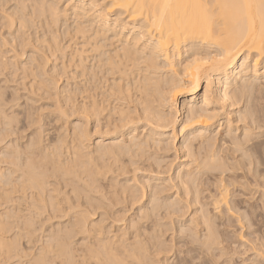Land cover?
Here are the masks:
<instances>
[{
  "label": "bare ground",
  "instance_id": "obj_1",
  "mask_svg": "<svg viewBox=\"0 0 264 264\" xmlns=\"http://www.w3.org/2000/svg\"><path fill=\"white\" fill-rule=\"evenodd\" d=\"M0 75V143L30 128L0 147V264H172L161 214L202 254L264 227V0H0Z\"/></svg>",
  "mask_w": 264,
  "mask_h": 264
},
{
  "label": "rangeland",
  "instance_id": "obj_2",
  "mask_svg": "<svg viewBox=\"0 0 264 264\" xmlns=\"http://www.w3.org/2000/svg\"><path fill=\"white\" fill-rule=\"evenodd\" d=\"M8 76H9V75H8ZM8 76H7V77H8ZM0 77H1L0 79H2L3 76L0 75ZM4 77H5V76H4ZM8 79L11 80V79H14V78L11 77V76H9ZM8 81H9V80H8ZM8 81H7V82H8ZM9 82H11V81H9ZM12 82H14L13 85L10 84V83L8 84V86H10V87H7V90H9V91H11V90H13L14 88H16V86H17V87L20 86V85H18V80H16V81H12ZM15 82H17L16 85H15ZM6 84H7V83H6ZM12 86H14V87H12ZM11 87H12V88H11ZM20 89H21V86H20ZM7 90H6V91H7ZM9 91H8V92H9ZM18 91H19V90H18ZM8 92H6V93H8ZM19 93H20V94H23L24 92H23V91L21 92V90H20ZM22 98H24V96H23ZM48 99H49V98H48ZM48 99H47V97H45V99H41V100L38 101L37 103H39V102L42 103V104L47 103V105L51 107V105L49 104V101H50V100H48ZM198 99H199V98H198ZM20 100H21V101H19V102H20V103L23 102V104H24V100H23V99H20ZM181 100H182V98H180V99L178 98V101H181ZM43 101H44V102H43ZM40 103H39V104H40ZM44 105H45V104H44ZM48 106H44V112H45V113H47V112L49 111V109H51V108H49ZM47 107H48L49 109H48V110H45V109H47ZM42 111H43V110H42ZM46 116H47V115H46ZM71 116H72V117H71ZM71 116H70L71 118L68 117V118H69L68 120H70V122L73 123V122L75 121V116H73V115H71ZM20 117H21V116H20ZM48 118H50V117H44V120L41 122V123H43V122L45 121V122L43 123L44 126L47 125L46 123H47V119H48ZM20 123H21V122H20ZM20 123H19L17 126L22 127L23 124L21 123V125H22V126H21ZM54 125H55V124H51L50 126L47 125V127H45V128H48V127H49V128L52 129V127H53ZM44 126H43V127H44ZM263 127H264V126H263ZM263 127H261V128L259 129L260 131L258 130V133L260 132V136H259V134H257V135L259 136V137H257V138L260 139V138L262 137V138H261L262 141H263V137H264V136H263L264 134L262 135V133H264V132H263V131H264V130H263V129H264ZM27 129H28V130H27ZM27 129H24V131L26 132V133L24 132L25 135H24V133H23V130H21L20 132H17L18 134H16L15 137H14V134H13V135H12L13 137H12V136H9V138H10V139L12 138V139L14 140V138L17 137V142H20V141H21L20 143H23L24 141H23V140H20V139H24V140H25V139H26V136H29V134H30V128H27ZM20 133H21V134H20ZM26 134H27V135H26ZM17 135H19V136H17ZM22 135H23L24 137H21ZM19 137H20V139H19ZM9 138H6V140H8ZM97 139H99V138H97L96 136L93 137V140H94V141H96ZM6 140H3V142L0 143V147H1V145L5 144V143L7 142ZM5 141H6V142H5ZM7 143H9V141H8ZM263 143H264V141H263ZM263 143H261V144L264 145ZM6 145H7V144H6ZM261 148H263V147H261ZM261 148H260V149H261ZM263 150H264V149H262V153H263ZM262 153H261V154H262ZM263 154H264V153H263ZM263 154H262V155H263ZM169 155L171 156V154H169ZM262 155H261V156H262ZM170 156H169V158H171ZM262 158H263V156H262ZM263 167H264V166H263ZM239 177H240V179H239L238 177H235V179H233V180H230V178H227V181H228V179H229V181H232V182L234 183L235 180L238 179L237 187H238L239 190H240V187H239V186H241V184H242L243 182H241V183L239 182V180L242 181V180H241V179H242V176H239ZM243 178H244V177H243ZM203 179H205V177L201 179V181H203V182L200 183L201 185L204 184L203 186H205L206 183H209L207 186L210 187V186L212 185V187H213L216 183L219 184V185H220V183H221V182L218 181V180H215V181H214V178H213V181H212L211 178H209V179H205V182H204ZM210 179H211V181H210L211 183L209 182ZM231 179H232V178H231ZM245 179H246V177H245L243 180L245 181ZM206 180H207L208 182H207ZM246 180L248 181V179H246ZM224 181H226V180H224ZM247 181H246V182H247ZM212 182H214V183H212ZM219 182H220V183H219ZM222 182H223V181H222ZM246 182H244L245 184L243 183L244 185L242 184V186H245V185H246V188H243L245 193H244L243 191L241 192V194H242V196H241V198H240L241 201H243L242 198L244 197V194H245V197H244V200H245V199L247 198L246 196H248V195L250 196V192H251V191L253 192V190L257 189V185H256V183H253V182H252L251 184H253V185H251L250 183H248L249 181L247 182L248 184H246ZM223 183L225 184V182H223ZM229 183H230V182H229ZM229 183H227V185H229ZM233 183H230V184H231L230 186H231L232 188L234 187V186H232V185H234ZM238 183H240V185H238ZM200 184H199V185H200ZM213 184H214V185H213ZM201 185H200V188H199V189H201V190L204 189L206 192L209 191V190H206V189H205V188H207L206 186L203 188V186H201ZM219 185H217L216 187L219 188ZM225 185H226V184H225ZM235 185H236V183H235ZM248 185H249V186H248ZM230 186H229V187H230ZM242 186H241V188H242ZM247 186H248V188H247ZM250 186H251V188H250ZM209 187H208V188H209ZM212 187H211V188H212ZM216 187L214 186V190H215V189L218 190V188H216ZM235 187H236V186H235ZM252 187H253V188H252ZM254 187H255V189H254ZM202 188H203V189H202ZM208 188H207V189H208ZM226 188H228V187H226ZM249 188L252 189V190L250 191ZM212 189H213V188H212ZM212 189H211V190H212ZM228 189H230V188H228ZM243 189H241V190H243ZM246 189H249V190H246ZM204 190H203V192H204ZM211 190H210V191H211ZM233 190H234V189H233ZM233 190H232V189L228 190V192H229V193L227 192V193H228V196H230V193L232 194L231 191H233ZM235 190H237V192H238V193L236 192L237 194L240 193V191H239L238 189L235 188ZM210 191H209V193H210ZM249 191H250V192H249ZM206 192H204L203 194H204V195H207V197H208V196L211 195V194L214 195L215 192H216V190L214 191V193H213V191H212L211 194H207L208 192H207V193H206ZM252 192H251V193H252ZM203 194H201V196H202L201 198H202L203 200L201 199V200H200V203H203L202 205L205 206V204H204V203H205L204 198H206V196H203ZM241 194H240V195H241ZM249 196H248V197H249ZM203 197H204V198H203ZM252 197H253V199H252ZM238 198H239V196H238ZM249 198H251L253 201H252L251 199H250V201H243V202L245 203V205H244V203H242V205H244L245 207H246V204H247V206H248L249 203L252 204V206L249 205V207H253V206L256 205V204L259 205V203H258L259 197L257 196V194H254V193H253V196H250ZM256 199H257V200H256ZM206 200H207V201H206V203H207V202H208V199H206ZM246 200H249V199H246ZM201 201H203V202H201ZM251 201H252V202H251ZM247 202H249V203H247ZM253 202H255L256 204H254ZM257 205H256V207H258ZM244 206H243V207L241 206V207H242V210H243V209H244V210H245V209H247V210L250 209V208H248V207L244 208ZM205 207H206V206H205ZM207 207H208V206H207ZM241 207H240V208H241ZM254 207H255V206H254ZM114 209H115V208H113V210H114ZM244 210H243V211H244ZM240 212H242V211L240 210ZM129 214H133V212H132V211H129V213H128V212H127V214L125 213V215H129ZM161 215H162V214H161ZM161 215H160V217H159L158 220L161 221L163 224L161 223V224L159 225V227H155V228H157L156 233H157V234L160 233L159 235H161V237H160L161 239H159L158 235H155V236H157L158 238L156 237V240L154 239V241H155L157 244L160 245V243H158V242L161 240V246H159V247H162V248H160V249H163V248L166 247V249L168 250V252L165 251L166 249H164V251H162L163 253H161V255H160L159 257H162V259H163V257H164V258H167L168 261H169V260L171 261L170 263L173 262L172 264H175V262H178V263H176V264H179L180 261H181V264H182V263H183V264H184V263H185V264H195V263H196V264H202V263H203V264H207V263H208V264H210V263H211V264H213V263L216 264V261L218 260V259H217L218 257H219L220 260L217 261V262H218L217 264L225 263V261L229 262V263H227V264H233V263H234V264H239V263H241V262L243 261V258H245V259H244V261L242 262V264H251V258H253L254 261H255V260H256V261H260V260L262 259V258H260V257H258V259H256V257H254V256H255L254 253H253L254 250L252 251V248H251L252 245H250V244H252V241H247L248 239H251V240H252V238L255 236V233H257V232H254L255 230H257L256 227L259 228V226H257V225H256V227H255V226H254V227L250 226L251 229H254V228H255V229H254V231H252V230L249 231V230H250V227H249V226H247V227H249V228H247L246 226L244 227V225H247V224H248L246 221H245L244 223H242L243 225H240L241 223H239V224H238V223H237V224L235 223V224H234V223H232V220H234V219H232V217H231V219H232L231 222H229V223L227 222V223L229 224V226H227V224H225L226 226L224 225L223 227H221V228H223V229L226 228V227H228V228L225 229V231H227V234L225 233V231H224L223 229H222V230L224 231L225 234L222 233V232H223L222 230H221L222 232L220 231V232H221L220 234H221L222 236H224L223 238H227V237H228V238L226 239L227 241L229 240V238L231 239V240H230L231 242L228 241V242H229V243H228V247H229V248H230V247L232 248V247H237V246H238L237 248H234V250L236 249L235 252H233L234 254L231 253V251H233V250H231V248H230L229 250H231L230 253H231L232 255L229 253L228 248H227V241H226V246H225V243H220V244H222V245L219 244L218 247L221 246V247H220L221 249H223V248H224V250L226 249V250L228 251L227 253H229V254H226V251L220 249L221 252L217 250V251H218L217 253H218V254H219V252H220V254H221L222 252H224V253L221 254V256H219L218 254L214 253V252H216V249H214L215 251L212 250V252H213V251H214V252H213V253H210V254H215V256L213 255V256H214V258H213V256H211L209 253H208V254H204V251H203V254H202L201 251L196 250L198 253H199V252L201 253L200 258H199V254L196 253V251H195V249L198 247V244H197V246H194V245H196V242H195V244H194V243H193L194 241L191 240V241H192V242H191V241L189 240V238L185 237L186 235L189 236V234H187V232H186V233L184 232V234H182L183 232L179 230L180 232H182L181 235H180V234H179L180 232L177 231L178 229H180L181 227H183V226H181L180 222H178V221H179L178 219H183V217H185V218H189V213L186 212L185 216H180V217H178V214H175V215L172 214V216H170L169 218H172V217L175 218V217H176L175 219L172 218V222H170L171 219H169L168 217H167L166 219H164V220H163V219L160 220V218H165V217H162ZM176 215H177V216H176ZM187 216H188V217H187ZM93 217L97 219V214H95ZM181 217H182V218H181ZM176 219H177V220H176ZM164 221H165V222H164ZM167 221H168L169 223H171V224H167ZM175 221H176V222H175ZM229 221H230V220H229ZM177 222L179 223V225H180L181 227L178 225ZM159 223H160V222H159ZM172 223H174V226H175L176 229H174V227L172 226V225H173ZM246 223H247V224H246ZM164 224H165L166 227H167L166 229H165V227H162V225L164 226ZM175 224H176V225H175ZM233 224H234V226H233ZM167 225H171L173 228L171 229V226H167ZM160 226L162 227V228H161L162 230L160 229ZM230 226H232V227H230ZM239 226H240V229H239ZM241 226L244 227V228H242ZM229 227L231 228V231H232V232L229 230V229H230ZM177 228H178V229H177ZM245 228H246V229H245ZM260 228H261V227H260ZM260 228H259V229H260ZM262 228H263V230H264V227H262ZM262 228H261L260 230H257L258 232L260 231V232H259L260 234H263V233H264L263 230H262ZM158 229H160V230H159L160 232L158 231ZM200 229H201V228H200ZM232 229H235V230H232ZM247 229H249V230L246 231ZM165 230H166V231H165ZM167 230H170V231H167ZM173 230H174V232H175L177 235L173 232ZM239 230H241L240 232H241V235H242L243 237L239 234V232H238ZM157 231H158V232H157ZM161 231H163V232L161 233ZM229 231H230V232H229ZM166 232H167V233H166ZM233 232H234V233H233ZM245 232H246V233H245ZM248 232H249L252 236H253V235H254V236L251 237L250 234H249ZM251 232H252V233H251ZM261 232H262V233H261ZM149 233H150V232H149ZM156 233H155V234H156ZM172 233H173V234H172ZM201 233H202V229L200 230V232H199L198 234H201ZM228 233H229V234H228ZM235 233H236V235L239 234V236H241L242 238H240L239 236H235ZM231 234H232V235H231ZM243 234H244L245 236H244ZM260 234H257V235L259 236ZM172 235H173V236H172ZM178 235L180 236L179 238L176 237V236H178ZM184 235H185V236H184ZM228 235H229V236L231 235V237H232L233 239H232L231 237H229ZM247 235H248V238H247ZM182 236H183V237H182ZM225 236H226V237H225ZM249 236H250L251 238H249ZM169 237H170V238H169ZM189 237H190V236H189ZM259 237H260V236H259ZM172 238H173V240H172ZM181 238H183L184 241H185V239H186V240L188 239L189 242L186 241V244H185V242H183V240H182ZM184 238H185V239H184ZM237 238L240 239L242 242H241L240 240H237ZM158 239H159V241H158ZM167 239H168V240H167ZM180 239H181L182 242H181V241H180V242L178 241V240H180ZM190 239H191V238H190ZM246 239H247V240H246ZM224 240H225V239H224ZM224 240H222L221 242H224ZM233 240H234V241H233ZM243 240H244V241H243ZM253 240H254V239H253ZM154 241L152 240V242H154ZM162 241H163L164 243H163ZM169 241H170V242H169ZM175 242H176V243H175ZM187 242H188L189 244H188ZM190 242H191V243H190ZM246 242H247V243H246ZM250 242H251V243H250ZM173 243H174V244H173ZM245 243H246V245H245ZM249 243H250V244H249ZM166 244H167V245H166ZM190 244H191V245H190ZM192 244H193V245H192ZM243 244H244V245H243ZM23 245L25 246V243H24ZM162 245H165V247L162 246ZM179 245H182V246H179ZM183 245H184V246H183ZM187 245H188V246H187ZM230 245H231V246H230ZM233 245H235V246H233ZM241 245H242L244 248H243ZM248 245H250V246H248ZM157 246H158V245H157ZM171 246H172V248H171ZM173 246H174V247H173ZM176 246H177L178 248H177ZM190 246H191V247H190ZM192 246H193V248H194V247H196V248L193 249ZM223 246H224V247H223ZM247 246L250 247L248 250H247V248H248ZM189 247L191 248V249H189L190 251L187 250ZM222 247H223V248H222ZM239 247H240V248H239ZM169 248H170V249H169ZM179 248H180V249H179ZM198 248H199V247H198ZM242 248H243V252H241V251H242ZM171 249H172V250H171ZM232 249H233V248H232ZM186 250H187L188 252H187ZM191 250H192L193 252H191ZM238 250H239V251H238ZM240 250H241V251H240ZM170 251H171V252H170ZM245 251H246V253H245ZM251 251H252V252H251ZM166 252H167V253H166ZM190 252H191L192 254H191ZM194 252H195V254H194ZM206 252H208V251H206ZM209 252H210V251H209ZM238 252H239V253H238ZM165 253H166V254H165ZM236 253H237L238 255H237ZM241 253H242V254H241ZM244 253H245V254H244ZM251 253L253 254V256L250 255ZM159 254H160V253H159ZM186 254H187V255H186ZM193 254L196 255V256H197V254H198V257L196 258V256H195L196 259H193V258H194V255H193ZM225 254H226V256H224ZM202 255H204V256L206 255L207 258L204 257V256H202ZM207 255H210V256H207ZM216 255H217V258H216L217 260L215 259ZM228 255H229V256H228ZM242 255H244V256H242ZM249 255H250V256H249ZM190 256H191V257H190ZM192 256H193V258H192ZM227 256H228V259L230 258V259H229L230 261H228V259H226ZM231 256H232V257H231ZM241 256H242V257H241ZM203 257H204V258H203ZM211 257H212V258H211ZM221 257H222V258H221ZM233 257H234V258H233ZM249 257H250V258H249ZM170 258H171V259H170ZM181 258H183V259H181ZM247 258H248V259H247ZM23 259H24V258H22L21 261H22V262H25V261H23ZM198 259H199V260H198ZM210 259H211L212 262H209V261H208V260H210ZM213 259H214L215 261H213ZM224 259H225V260H224ZM232 259H233V260H232ZM234 259H235V260H234ZM236 259H237V260H236ZM173 260H174V261H173ZM178 260H179V261H178ZM241 260H242V261H241ZM246 260H247V261H246ZM11 261H17V259H15V258H14V259L11 258V259L9 260V262H11ZM183 261H185V262H183ZM201 261H202V263H201ZM222 261H223V262H222ZM238 261H239V262H238ZM248 261H250V263H249ZM256 261H255V262H256ZM261 261H263V260H261ZM56 262H57V264H59V263H58L59 260H56ZM187 262H188V263H187ZM205 262H206V263H205ZM221 262H222V263H221ZM235 262H236V263H235ZM246 262H248V263H246Z\"/></svg>",
  "mask_w": 264,
  "mask_h": 264
}]
</instances>
